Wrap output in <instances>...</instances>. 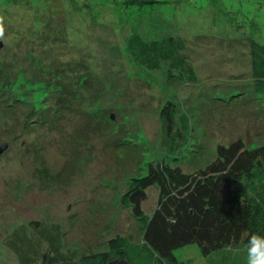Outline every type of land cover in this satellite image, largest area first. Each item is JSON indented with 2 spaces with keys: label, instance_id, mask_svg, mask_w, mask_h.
Returning a JSON list of instances; mask_svg holds the SVG:
<instances>
[{
  "label": "rangeland",
  "instance_id": "374dc122",
  "mask_svg": "<svg viewBox=\"0 0 264 264\" xmlns=\"http://www.w3.org/2000/svg\"><path fill=\"white\" fill-rule=\"evenodd\" d=\"M13 2L0 0L6 18L0 65L10 74L4 73L0 93L7 86L5 98L17 93L31 104L10 107L0 97V147L8 144L0 154V264L18 263L8 243L21 231L37 242L42 230L59 227L62 252L78 257L107 250L117 236L140 242V227L121 199L133 178L162 162L160 111L168 103L193 125L181 154L185 172L204 170L220 145L264 143L263 101L224 100L252 87L248 41L263 42L264 0ZM136 34L146 42L183 41L182 57L196 79L169 83L167 63L157 71L133 65L126 50ZM58 76L68 86L63 93L85 99L71 96L72 109L29 126L37 117L28 121L29 108L40 115L56 106ZM77 81L87 90H78ZM158 200L159 187L149 188L142 207L150 217ZM174 254L208 264L197 244Z\"/></svg>",
  "mask_w": 264,
  "mask_h": 264
},
{
  "label": "trees",
  "instance_id": "16d2710c",
  "mask_svg": "<svg viewBox=\"0 0 264 264\" xmlns=\"http://www.w3.org/2000/svg\"><path fill=\"white\" fill-rule=\"evenodd\" d=\"M8 1L14 5L13 1L17 0ZM248 42L252 87L244 95L230 94L224 100L230 102L243 97L242 101L256 100L264 104V39L262 43ZM186 47L183 41L172 37L146 42L136 34L128 39L126 52L129 61L140 69L157 71L167 63L169 83L186 79L194 81L196 73L182 57ZM5 70L0 65V82L6 81L4 73L10 76ZM174 72L177 75H173ZM57 79L61 84L59 87L55 85L54 91L58 95L56 106L40 110V115L29 108L33 113L28 121L33 115L37 116L31 119L29 126L40 121H54L63 109H72L68 103L72 101L71 96L85 99L80 93H63L68 92V86L64 84L63 77L58 76ZM82 82L77 81L78 90H87L88 85ZM26 87L32 90L31 85ZM6 94L7 86L0 97L5 98ZM17 97L15 93L5 100L10 107L16 101L28 106L31 104ZM93 108L87 109L89 115ZM37 109L39 111L40 108ZM49 109L53 114L51 118L44 116ZM160 120L163 131L161 147L165 151L162 162L149 164L145 176L133 178L121 199L123 208L132 210L140 227L141 241L136 243L117 236L108 242L107 250L78 257L76 251L62 252L59 227L54 231L42 230V240L37 242L21 231L16 234L15 242L8 243L19 256L17 264H108L116 259L129 264H192L179 261L174 254L175 250L191 244L199 246L208 264H215L212 256L218 264H247L245 246L249 237L253 234L264 236V143L249 147L242 140H237L229 146L220 145L215 160L204 170L192 174L180 166L181 154L191 143V119L185 114L180 115L176 106L168 103L160 111ZM153 186L159 187V200L150 217L142 204L147 190ZM236 248L240 251H233Z\"/></svg>",
  "mask_w": 264,
  "mask_h": 264
},
{
  "label": "clouds",
  "instance_id": "9594fccd",
  "mask_svg": "<svg viewBox=\"0 0 264 264\" xmlns=\"http://www.w3.org/2000/svg\"><path fill=\"white\" fill-rule=\"evenodd\" d=\"M3 17H0V39L4 37ZM239 252L240 249H233ZM247 252V264H264V236L253 234L248 239V244L245 246Z\"/></svg>",
  "mask_w": 264,
  "mask_h": 264
},
{
  "label": "water",
  "instance_id": "95a60500",
  "mask_svg": "<svg viewBox=\"0 0 264 264\" xmlns=\"http://www.w3.org/2000/svg\"><path fill=\"white\" fill-rule=\"evenodd\" d=\"M7 148H8V144L7 143H4L0 147V154H2L5 150H7ZM108 264H129V263L127 261L123 260V259H116L114 261L109 262Z\"/></svg>",
  "mask_w": 264,
  "mask_h": 264
}]
</instances>
